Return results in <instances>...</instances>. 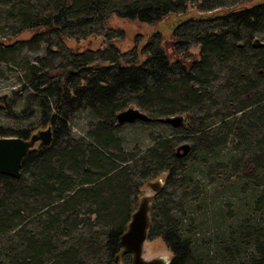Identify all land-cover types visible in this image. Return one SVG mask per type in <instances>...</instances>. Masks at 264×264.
Listing matches in <instances>:
<instances>
[{"label":"trees","instance_id":"1","mask_svg":"<svg viewBox=\"0 0 264 264\" xmlns=\"http://www.w3.org/2000/svg\"><path fill=\"white\" fill-rule=\"evenodd\" d=\"M2 1L19 6V29L0 40L1 50L37 38L48 39L52 34L62 39L94 20L104 26L105 34L112 31L106 27L109 0H36L39 7H33L32 0ZM247 1L252 0L240 1L212 19L216 25L211 30L195 32L191 38L198 46L197 53L190 58L177 49L187 43L177 30L193 19L179 21L169 40L163 41L159 32L153 33L143 46L134 48L128 61L91 63L86 57L89 49H84L70 52L69 68L31 71L28 86L23 87L28 94L26 103L19 114L0 100V112L8 117L27 118L31 108H37L34 123L15 130L0 127V138L27 140L47 128L52 133L48 146L36 143L26 152L19 179L0 175V244L6 246L3 251L10 264H132L131 255L123 254L119 245L134 213L128 211L129 195L136 191L126 172L130 168L137 171L140 180L163 174V186L152 201L173 181L178 183L180 174L187 179H182L180 185L186 186L197 170L236 181V187L253 197V218L240 219L232 228L218 229L216 235L209 234L202 241L204 245L185 234L181 217L172 219L165 211L161 223L148 221L146 238L162 240L171 255L168 264H264V44L251 39L264 31V0ZM181 7L178 1L154 0L142 7L125 6L121 17L155 23ZM46 11H50L48 15H44ZM24 34L30 37L18 39ZM167 45L173 56L167 52ZM247 45L248 52L244 49ZM47 50L54 52L49 46ZM231 51L236 52L235 61L253 70V79L239 78L235 65L234 77L223 79L224 87L216 90L206 75L211 59L227 58ZM221 90H228L230 95L224 99L229 106L224 104L220 113L213 103ZM167 95L184 106L183 110L178 107L184 112L181 127L172 129L191 141L188 155L177 158L175 149L179 145H173L172 140L156 141L141 160L113 155L122 153L117 136L121 126L116 116L133 105L130 98H136V104L147 109L160 101L159 114H145L153 120L131 123L145 126L159 124L156 119L171 114L167 104L162 103ZM240 99L241 103L232 107ZM81 110L94 116L91 141L75 139L69 133L72 118ZM210 111L206 118L199 115ZM228 143H236V159L231 171L226 172L218 163ZM185 158L190 160L188 166L184 165ZM25 174L29 175L27 179ZM77 176L83 178L79 184ZM101 180L104 189L99 185L91 188L93 182L99 184ZM84 184L90 188H83ZM86 206L87 219L83 220L81 209ZM30 219L40 223V233L28 235L23 231ZM15 236L18 238H12Z\"/></svg>","mask_w":264,"mask_h":264},{"label":"rangeland","instance_id":"2","mask_svg":"<svg viewBox=\"0 0 264 264\" xmlns=\"http://www.w3.org/2000/svg\"><path fill=\"white\" fill-rule=\"evenodd\" d=\"M151 1L154 0H109L105 12V16L107 15L106 27L112 31L108 34H105L104 26L101 25L100 21L94 20L87 27H80L68 32L62 39L52 34L49 35L48 39L37 38L35 41L29 43L23 42L14 45L12 48L0 49V100L5 102L14 114H19L26 103L28 94L26 88L23 87L28 86V81L31 79V71L35 70L37 73H43L50 70L69 68L68 64L72 60L70 52L82 51L84 49H89L86 57L88 58V62L91 63L113 65L117 60L128 61L133 56L134 48L139 49L143 46L153 33L159 32L162 35L163 41L169 40L173 28L179 21L189 19V21H192L193 19L192 22L187 23L186 27L184 26V29L178 28L177 30V34H181L187 40L185 45L178 46L177 49L180 51L179 53H183L185 57L190 58L192 53H197L198 47L196 43L192 42L191 37L193 34L195 32L211 30L216 25L215 20L212 19L219 16L221 12L230 9V7L238 2L246 0H168L172 2L178 1L182 3L183 7L178 11L163 16L155 23L132 21L121 17V12L125 9V6L138 4V6L140 5L142 7L148 5ZM252 1H247V3ZM36 2V0H32L33 7H39ZM12 3L14 2L3 3L0 0V40L8 38L13 32L19 29L18 12L16 9L19 6L16 4L13 5ZM215 8L218 9L215 10ZM48 12L50 11H46L44 15H48ZM29 37L30 34H24L18 37V39H27ZM251 39H257L260 43L264 44V31L253 34ZM226 44L231 45L230 41H227ZM48 46L54 52L47 50ZM244 49L248 52L249 45L247 47L244 46ZM166 50L173 56L172 48H169L167 45ZM243 53L251 58L254 57V55L250 56L248 53ZM235 60L236 52L234 51L229 52L227 58L211 59L210 69L206 75L208 74L207 79L209 81H213L216 90L224 87L223 79L234 77L236 73L232 69L235 65L238 74H241L239 78L253 79V70L248 69L245 64H241V61ZM229 95L228 90H221V92L217 93L215 97L217 100L215 99L213 103L216 112L221 113V109H223L225 104L224 99ZM135 99L131 97L130 101L133 102V105L127 106L125 109H136L146 115L160 113L158 106L160 101H154L151 107L147 106L151 109H147L138 106ZM162 101V103L167 104L169 107L168 112L171 111V114L167 117L184 116V112L178 111V107L182 110L184 107L183 105H179L178 99L171 98V96L167 95ZM234 102L235 105H232V107L238 106L241 103V99L238 103L236 101ZM225 105L227 107L229 106L228 104ZM31 109L32 112L27 114L28 116H25L27 118L8 117L3 112H0V127L15 130L34 123L37 120V108L34 105ZM229 111L231 112V110ZM224 113H227V111ZM199 115L206 118L211 115V111L209 114L201 113ZM151 120L153 119L151 118ZM94 122V116L90 111L81 110L77 112L69 124L71 137L91 141L90 134ZM234 124L236 126V122ZM120 126V129L117 131V136L121 143L122 153L113 154L115 156H133L132 158L134 160H141L147 156L148 151L159 140H172V144H176V146L184 143L192 144L181 133L174 131L175 128L172 129L173 127L162 125V123L145 126L125 123V125ZM235 144L228 143L225 145L226 148L223 149L219 158L220 162L218 164L222 168H225L226 172L231 171L233 161L236 159V155L233 156ZM186 159L184 165L187 164L188 166L190 160L187 162ZM126 172L130 175V181L136 188V191L134 193L131 192L129 195L128 211L135 212L142 198L152 194L148 186L149 183H153L157 179H160L163 183V174L157 178L140 180L136 170L134 171L130 168ZM111 174L109 173L108 176L111 177ZM28 177L29 175L25 174L24 178L27 179ZM81 179L83 178L77 176L75 179L76 183L79 184ZM182 179H184V182L187 180L185 176H181L180 174L178 176V183L173 181L171 186L166 188L159 198L150 203L148 221L152 220L153 223H161V215L167 211L172 219L176 220L178 217H181L183 219L181 225L185 228V234L190 236L193 241L200 242V244L202 243L204 245L202 241L209 238V234L214 233L216 235L218 229L224 230L226 227L232 228L237 225L240 219L254 217H252L251 213L253 197L249 192L242 191V188L238 186L236 187V181L235 183L231 180L225 181L220 177L219 173L210 174L204 170H197L191 176L186 186L184 185L185 183L182 186L180 185ZM103 181L101 180L99 184L98 182H93L91 188L99 185L100 189H104L101 186ZM89 186V184H84L82 187L88 188ZM73 192L71 191L70 194ZM117 195L120 194L118 193ZM59 204H52L47 210L44 209L43 211H49ZM91 209L94 211V207ZM81 210L82 216L80 219H87L86 210H88V206L83 207ZM253 214L255 215V212ZM92 220H94L93 216ZM24 224L26 226L23 231L28 233V235L37 234L41 231L40 223H37L34 219H30ZM81 227L83 232L86 231L80 225ZM12 238L18 237L15 236ZM4 248L0 244V264H10L11 262L8 261L3 251ZM170 256L168 249L160 238H146L142 247V258L144 260L164 257L169 261Z\"/></svg>","mask_w":264,"mask_h":264},{"label":"water","instance_id":"3","mask_svg":"<svg viewBox=\"0 0 264 264\" xmlns=\"http://www.w3.org/2000/svg\"><path fill=\"white\" fill-rule=\"evenodd\" d=\"M116 119L118 125L134 123L137 120L151 121L145 114L132 108L120 112L116 116ZM155 121L173 128H179L183 123V117L171 116L159 118ZM51 134V129L47 128L31 135L27 140L17 137L0 138V175L19 179L22 159L26 152L36 143H38V146H48L51 142ZM189 152L190 145L184 143L175 149V156L177 158H183ZM162 185L163 183L160 179L149 183L148 186L152 194L142 198L136 211L132 214L125 232L120 236L119 245L121 252L131 255L132 264H168L169 262L164 257H157L151 260H144L142 258V247L147 235L149 205L152 199L160 192Z\"/></svg>","mask_w":264,"mask_h":264},{"label":"flooded vegetation","instance_id":"4","mask_svg":"<svg viewBox=\"0 0 264 264\" xmlns=\"http://www.w3.org/2000/svg\"><path fill=\"white\" fill-rule=\"evenodd\" d=\"M218 8H215V10H217ZM225 12H221V14H219V15H223ZM217 17V16H216Z\"/></svg>","mask_w":264,"mask_h":264},{"label":"bare ground","instance_id":"5","mask_svg":"<svg viewBox=\"0 0 264 264\" xmlns=\"http://www.w3.org/2000/svg\"><path fill=\"white\" fill-rule=\"evenodd\" d=\"M175 129H177V128H175Z\"/></svg>","mask_w":264,"mask_h":264}]
</instances>
